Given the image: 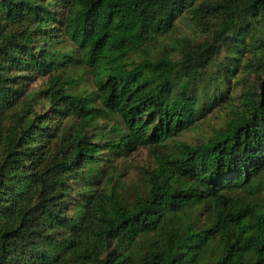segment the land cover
Wrapping results in <instances>:
<instances>
[{
  "label": "trees",
  "instance_id": "16d2710c",
  "mask_svg": "<svg viewBox=\"0 0 264 264\" xmlns=\"http://www.w3.org/2000/svg\"><path fill=\"white\" fill-rule=\"evenodd\" d=\"M139 148L126 203L105 168ZM263 175L264 0H0V264H264Z\"/></svg>",
  "mask_w": 264,
  "mask_h": 264
},
{
  "label": "rangeland",
  "instance_id": "374dc122",
  "mask_svg": "<svg viewBox=\"0 0 264 264\" xmlns=\"http://www.w3.org/2000/svg\"><path fill=\"white\" fill-rule=\"evenodd\" d=\"M174 32L175 35L180 38L193 37L195 35V39H198L196 28L192 27L185 21L179 22L174 29ZM63 39L64 38L59 39L58 42L54 44V51L61 52L68 50L70 44L67 39ZM158 40L164 45H169V43L173 44L168 37H160ZM81 76L82 77L79 80L76 75L74 76L75 81L79 82L76 86H73L74 89L83 91L84 94L94 92L95 88L91 77L86 74H82ZM43 82V79L34 77V80L29 83V89L41 87ZM228 116V110L224 108L217 111L213 110L211 112H205L194 128L181 133V135L175 137L174 140L175 142L183 141L190 145L199 144L205 141L213 129H217L222 125ZM103 122L108 126L114 125L118 123V118L113 113H107L99 120V124H102ZM171 144L169 145L171 146ZM170 149L171 148H168L167 150L169 151ZM106 165V175L110 172L113 173L112 178L110 177L111 182L107 186L108 189L111 187L117 188V192L125 198L124 201L129 203L132 201L134 194L140 191L143 187V175L141 170L153 168L155 166V159L148 148H139L123 156H109V161ZM107 178L108 177L106 176L104 180H108ZM256 199H264V185L262 191L257 193ZM208 216L209 213L207 211L199 208L198 210H193L189 215V218L196 224V226H201L205 223Z\"/></svg>",
  "mask_w": 264,
  "mask_h": 264
}]
</instances>
